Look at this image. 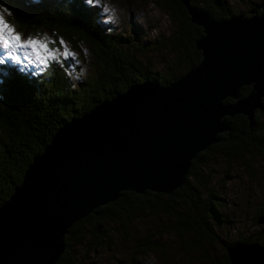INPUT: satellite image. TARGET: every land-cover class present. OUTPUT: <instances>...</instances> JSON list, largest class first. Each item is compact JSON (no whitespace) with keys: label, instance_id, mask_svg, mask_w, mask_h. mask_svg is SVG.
Wrapping results in <instances>:
<instances>
[{"label":"water","instance_id":"95a60500","mask_svg":"<svg viewBox=\"0 0 264 264\" xmlns=\"http://www.w3.org/2000/svg\"><path fill=\"white\" fill-rule=\"evenodd\" d=\"M179 1L202 29L201 62L167 86L134 85L56 131L0 207V264H56L68 230L97 208L123 192L170 195L231 119L243 116L253 130L264 109V2L216 20ZM243 87L251 90L240 98ZM227 255L230 264H264L254 242L229 246Z\"/></svg>","mask_w":264,"mask_h":264},{"label":"trees","instance_id":"16d2710c","mask_svg":"<svg viewBox=\"0 0 264 264\" xmlns=\"http://www.w3.org/2000/svg\"><path fill=\"white\" fill-rule=\"evenodd\" d=\"M155 4L166 13L174 28L168 42L176 56L168 73H150L144 69L131 52L128 41L102 27L101 9L85 0H0V10L10 17L17 30L23 33L44 30L79 53L86 46L94 68L90 78L75 85L66 67L54 62L37 76L0 65V207L20 186L33 158L43 152L59 128L134 85L154 81L167 86L201 62L195 42L202 35V29L190 23L182 3L157 0ZM191 4L216 20L235 15L226 0H192ZM250 90L243 87L240 98H245ZM262 103L264 107V98ZM262 117L264 109L256 115L251 131L245 117L231 119L230 131L218 135L219 142L192 161L185 184L172 194L123 192L117 201L97 208L75 223L64 237L65 249L56 264H77L78 247H87L88 253L105 248L113 237L110 225H117L119 231L129 235L136 220L143 215L163 224L157 234L150 233L132 245L134 260L149 253H163L156 236L164 234H174L180 240L182 253L193 257L197 264H230L227 248L239 242L253 241L264 249L262 225L254 239L222 245L221 259L214 255V247L218 245L215 228L221 224L220 200L208 189V179H202L198 172V161L207 154L230 162L237 160L251 172L248 161L264 160ZM191 178L194 182H190ZM262 215L259 211L256 221Z\"/></svg>","mask_w":264,"mask_h":264},{"label":"rangeland","instance_id":"374dc122","mask_svg":"<svg viewBox=\"0 0 264 264\" xmlns=\"http://www.w3.org/2000/svg\"><path fill=\"white\" fill-rule=\"evenodd\" d=\"M156 1L101 0L99 5L93 6L101 9L102 27L127 40L131 52L141 61L144 69L150 70V73L158 71L168 73L176 56L172 50V44L168 42L174 28L166 13L156 6ZM226 1L228 8L235 15L246 14L248 10L264 2V0ZM105 8L110 9L111 12L105 11ZM113 13V18L109 19ZM0 15H3L6 22L15 29L14 34H19L22 39L33 37L43 41V37L46 36L49 40L44 42L48 43L49 49L59 50L56 52L57 59L53 60L49 57L47 64H41L31 48H4L0 44L1 66L19 68L23 72L37 76L54 62L66 67L75 85L93 75V59L86 46H82L79 53L65 41L61 45L60 38L56 40L44 30L38 33L28 31L23 33L16 29L10 17L2 10ZM65 47L70 55H63ZM41 54L44 55L43 50ZM16 56H19L20 60H16ZM180 70L175 73L178 74ZM262 119L261 121H264V117ZM248 167L251 172H248L247 168L237 160L230 162L212 154H207L205 158L198 161L200 177L208 179V189L213 190L220 200L221 224L215 228L218 245L214 247V255L219 259L223 254L222 245L229 246L240 239L252 240L262 228V225L257 224L256 217L259 211L264 213V160L255 158L253 161H248ZM190 180L194 182V179ZM161 223L143 215L136 220L129 235L119 231L117 225H110L109 229L113 231L111 242H108L105 248L91 253H88L87 247H78L76 249L77 264H197L193 257L182 253L180 240L174 234L156 236V240L164 248L163 253H149L133 259L132 245L150 233L157 234Z\"/></svg>","mask_w":264,"mask_h":264},{"label":"snow or ice","instance_id":"6c2138e0","mask_svg":"<svg viewBox=\"0 0 264 264\" xmlns=\"http://www.w3.org/2000/svg\"><path fill=\"white\" fill-rule=\"evenodd\" d=\"M100 2L101 0H87V3L89 5H99ZM105 11L111 12V10L107 8H105ZM113 16L114 13L113 15L109 16V19H112ZM14 33L15 29L6 22L3 15H0V44H2L4 48H31L41 64H47V60L49 57L53 60L57 59L56 52H58L59 50L49 49L48 43L44 42L49 40L48 37H43V41L41 39L33 37L22 39L19 34ZM52 42L55 43V41ZM60 44H64V41L62 39L60 40ZM41 50H43L44 55L41 54ZM63 55H70L66 47ZM15 59L20 60V57L16 56Z\"/></svg>","mask_w":264,"mask_h":264},{"label":"bare ground","instance_id":"6f19581e","mask_svg":"<svg viewBox=\"0 0 264 264\" xmlns=\"http://www.w3.org/2000/svg\"><path fill=\"white\" fill-rule=\"evenodd\" d=\"M152 82V81H151Z\"/></svg>","mask_w":264,"mask_h":264}]
</instances>
